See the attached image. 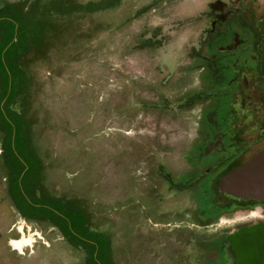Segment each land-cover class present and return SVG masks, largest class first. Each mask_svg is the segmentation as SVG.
Segmentation results:
<instances>
[{
    "label": "rangeland",
    "instance_id": "1",
    "mask_svg": "<svg viewBox=\"0 0 264 264\" xmlns=\"http://www.w3.org/2000/svg\"><path fill=\"white\" fill-rule=\"evenodd\" d=\"M75 1L50 49L27 59L11 104L45 163L40 190L89 210L104 264H234L209 246L221 227L203 226L233 210L213 205L201 174L226 128L212 114L226 105L216 72L232 30L215 25L216 0ZM0 264H86L56 226L20 216L1 167Z\"/></svg>",
    "mask_w": 264,
    "mask_h": 264
},
{
    "label": "flooded vegetation",
    "instance_id": "2",
    "mask_svg": "<svg viewBox=\"0 0 264 264\" xmlns=\"http://www.w3.org/2000/svg\"><path fill=\"white\" fill-rule=\"evenodd\" d=\"M215 2L212 3L215 25L222 30H232L230 45L226 43L231 54L220 56L228 57L226 62L218 60L221 66L216 78L222 90L212 88L210 91L214 98L220 91L215 100L224 98L226 101V105L223 102L215 106L212 114V118L216 117L226 128L209 141L220 157L201 174L211 175L204 187L211 193L213 205L233 210L221 219L207 217L203 226L221 227L212 234L209 246H218L232 254L234 264H264V194L239 196L221 189L226 175L264 152V0H228L227 18L223 20L220 0ZM243 46L247 47V52L241 56L237 53ZM225 76H229L227 81ZM199 182L201 178L197 182L192 180L191 187Z\"/></svg>",
    "mask_w": 264,
    "mask_h": 264
},
{
    "label": "trees",
    "instance_id": "3",
    "mask_svg": "<svg viewBox=\"0 0 264 264\" xmlns=\"http://www.w3.org/2000/svg\"><path fill=\"white\" fill-rule=\"evenodd\" d=\"M77 9L75 0L0 4V167L9 201L23 219L53 224L68 242L85 249L86 264H104L102 238L87 229L89 210L76 198L63 200L40 190L45 163L30 145L25 113L11 108L25 80L27 59L50 49L59 22Z\"/></svg>",
    "mask_w": 264,
    "mask_h": 264
},
{
    "label": "water",
    "instance_id": "4",
    "mask_svg": "<svg viewBox=\"0 0 264 264\" xmlns=\"http://www.w3.org/2000/svg\"><path fill=\"white\" fill-rule=\"evenodd\" d=\"M221 189L239 196L264 194V152L253 157L242 168L226 175L221 181Z\"/></svg>",
    "mask_w": 264,
    "mask_h": 264
}]
</instances>
